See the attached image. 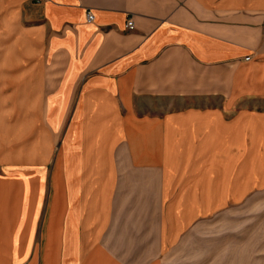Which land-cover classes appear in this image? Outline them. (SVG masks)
<instances>
[{"label":"crops","instance_id":"obj_1","mask_svg":"<svg viewBox=\"0 0 264 264\" xmlns=\"http://www.w3.org/2000/svg\"><path fill=\"white\" fill-rule=\"evenodd\" d=\"M0 27V264H264V0H0Z\"/></svg>","mask_w":264,"mask_h":264},{"label":"rangeland","instance_id":"obj_2","mask_svg":"<svg viewBox=\"0 0 264 264\" xmlns=\"http://www.w3.org/2000/svg\"><path fill=\"white\" fill-rule=\"evenodd\" d=\"M1 31H2V28L0 27V32ZM2 44H3V38L0 37V46ZM247 59H249V58L247 57ZM166 105H167L166 103H161L160 104V110L164 109L166 107ZM257 106H259L260 110L264 109V102H261V103L257 104ZM260 158H261L262 161H264L263 155ZM50 170H51V165H49V168H48L49 176H50ZM263 201L264 200H260L259 202H263ZM259 215H260V213H255V214L250 215V216L247 217L246 214L243 215V213L241 212V216H242L241 221H251V222L261 221L262 222L263 219Z\"/></svg>","mask_w":264,"mask_h":264},{"label":"built area","instance_id":"obj_3","mask_svg":"<svg viewBox=\"0 0 264 264\" xmlns=\"http://www.w3.org/2000/svg\"><path fill=\"white\" fill-rule=\"evenodd\" d=\"M93 18H94V15L92 13H89L88 14V20L89 21H93ZM135 27V23H134V20L133 19H130L127 23V28L128 29H134Z\"/></svg>","mask_w":264,"mask_h":264}]
</instances>
